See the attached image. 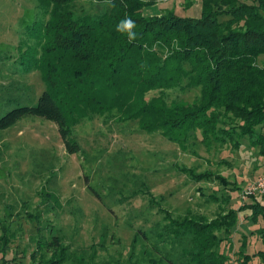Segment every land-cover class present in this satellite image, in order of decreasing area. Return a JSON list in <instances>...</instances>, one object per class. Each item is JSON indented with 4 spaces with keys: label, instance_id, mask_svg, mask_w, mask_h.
<instances>
[{
    "label": "trees",
    "instance_id": "obj_1",
    "mask_svg": "<svg viewBox=\"0 0 264 264\" xmlns=\"http://www.w3.org/2000/svg\"><path fill=\"white\" fill-rule=\"evenodd\" d=\"M77 1L39 0L46 18L26 25L17 43L0 56L13 76L8 84L0 81V131L25 117L43 118L57 125L67 151L75 154L81 151L74 138L76 124L116 111L120 120H138L148 132L161 130L184 148L199 132L208 147L229 143L239 150L248 140L264 155V0H201L200 16L146 13L157 0H94L106 6L103 13L77 14ZM127 18L135 22L132 41L117 31ZM33 72L40 73L45 89L37 98L22 96L21 80L15 77ZM176 87H200L201 98L171 107L164 91ZM155 90L160 94L146 99ZM181 170L198 181L226 182L209 170ZM256 199L212 221L202 215L179 220L156 202L172 233L191 243L184 249L185 264H251L257 258L264 264V204ZM42 200L59 201L54 193ZM243 209H250L246 218L258 224L251 233L263 248L254 252L248 251L246 236L234 250ZM225 240L232 253L221 249ZM10 242L8 232L0 236V264L13 262ZM51 245L66 254L60 240Z\"/></svg>",
    "mask_w": 264,
    "mask_h": 264
},
{
    "label": "rangeland",
    "instance_id": "obj_2",
    "mask_svg": "<svg viewBox=\"0 0 264 264\" xmlns=\"http://www.w3.org/2000/svg\"><path fill=\"white\" fill-rule=\"evenodd\" d=\"M201 4L157 0L146 13L200 16ZM74 9L77 14H101L106 6L79 0ZM43 13L39 0H0V56L17 43L26 25L45 19ZM4 66L0 60V81L8 84L13 76ZM15 78L21 80L22 90L17 91L22 96L37 98L45 89L39 72ZM159 94L151 91L146 99ZM163 97L171 107L190 106L201 98V88L176 87ZM74 138L81 151L70 154L54 122L31 116L0 131V236L8 232L12 264H185L184 249L191 243L172 233L156 201L179 220L202 215L212 221L252 202L255 197L244 198L243 192L264 174V155L248 140L239 150L229 143L208 147L197 132L184 148L161 130L148 132L138 120H120L116 111L84 118L74 127ZM181 168L209 170L226 182L198 181ZM47 193L59 201L42 200ZM256 200L264 204V197ZM239 214L234 250L243 236L248 251L263 248L251 233L258 224L246 218L249 209ZM55 239L66 254L53 248ZM228 243L221 249L232 253ZM259 262L257 258L251 264Z\"/></svg>",
    "mask_w": 264,
    "mask_h": 264
},
{
    "label": "built area",
    "instance_id": "obj_3",
    "mask_svg": "<svg viewBox=\"0 0 264 264\" xmlns=\"http://www.w3.org/2000/svg\"><path fill=\"white\" fill-rule=\"evenodd\" d=\"M264 196V174L255 182L249 185L243 192V197H263Z\"/></svg>",
    "mask_w": 264,
    "mask_h": 264
},
{
    "label": "clouds",
    "instance_id": "obj_4",
    "mask_svg": "<svg viewBox=\"0 0 264 264\" xmlns=\"http://www.w3.org/2000/svg\"><path fill=\"white\" fill-rule=\"evenodd\" d=\"M134 28L135 22L131 18L124 19L117 25V31L126 33L129 41L134 40L137 36V33L133 31Z\"/></svg>",
    "mask_w": 264,
    "mask_h": 264
},
{
    "label": "crops",
    "instance_id": "obj_5",
    "mask_svg": "<svg viewBox=\"0 0 264 264\" xmlns=\"http://www.w3.org/2000/svg\"><path fill=\"white\" fill-rule=\"evenodd\" d=\"M253 199H254V198H253ZM249 211H250V214H247L246 217L251 215L252 211H251L250 209H249ZM239 215H240V214H239ZM241 240H242V239L239 240L240 243H241ZM260 243H261V241H260ZM236 250H237V249H236Z\"/></svg>",
    "mask_w": 264,
    "mask_h": 264
}]
</instances>
